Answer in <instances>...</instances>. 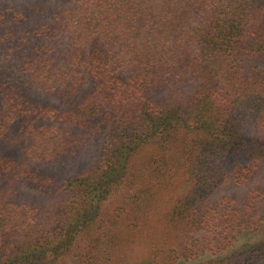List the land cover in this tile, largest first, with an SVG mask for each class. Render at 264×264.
Returning <instances> with one entry per match:
<instances>
[{
    "label": "trees",
    "instance_id": "trees-1",
    "mask_svg": "<svg viewBox=\"0 0 264 264\" xmlns=\"http://www.w3.org/2000/svg\"><path fill=\"white\" fill-rule=\"evenodd\" d=\"M30 1L0 4V264H142L151 236L144 264H264L238 245L264 234V0Z\"/></svg>",
    "mask_w": 264,
    "mask_h": 264
},
{
    "label": "rangeland",
    "instance_id": "rangeland-1",
    "mask_svg": "<svg viewBox=\"0 0 264 264\" xmlns=\"http://www.w3.org/2000/svg\"><path fill=\"white\" fill-rule=\"evenodd\" d=\"M31 1L30 0H0V4H5L6 6H13L15 8H19L21 7L22 9H24V7L28 6L26 4H30ZM1 47V46H0ZM0 53H1V49H0ZM94 150H96V147L93 148ZM147 148L143 149L141 151V153H139L138 155L135 156V163L136 165H140L142 164L147 156ZM91 152H88L86 155H84V161L90 156ZM80 166H75L74 170L79 169ZM72 172H74L72 170ZM264 173V172H263ZM262 174V173H261ZM256 181V178L251 180L248 183H238V182H229L226 183L222 186H220L216 192L213 194V196L208 199L209 203H215L218 202L219 200H222L223 197L225 196H231V197H235V198H243L254 186V182ZM29 190V189H28ZM32 197L34 198L37 202L39 203H48L49 201H51L50 198H48L43 192L41 191H37V190H29L28 191V196L27 197ZM114 230H116L118 233L122 234L123 236H129V235H133L136 234L138 232H140V229L134 228L130 226V222L125 219V218H121V217H116L114 220ZM256 233V232H254ZM157 236H151V237H144L140 243H138V245L136 246V253L139 255L137 260H141V263L144 264L147 262L149 256H150V252H151V248L153 246V244H155V238ZM262 237H264V234H260L258 233V235H245L242 236L238 242V245H241L243 243H245L246 241H250L252 240H258V239H262ZM211 256V255H208ZM195 261L191 262V264H194Z\"/></svg>",
    "mask_w": 264,
    "mask_h": 264
}]
</instances>
